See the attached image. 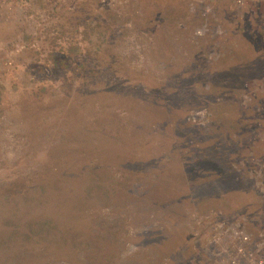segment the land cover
<instances>
[{
    "label": "rangeland",
    "instance_id": "1",
    "mask_svg": "<svg viewBox=\"0 0 264 264\" xmlns=\"http://www.w3.org/2000/svg\"><path fill=\"white\" fill-rule=\"evenodd\" d=\"M158 1L0 0V264H264V0Z\"/></svg>",
    "mask_w": 264,
    "mask_h": 264
},
{
    "label": "trees",
    "instance_id": "2",
    "mask_svg": "<svg viewBox=\"0 0 264 264\" xmlns=\"http://www.w3.org/2000/svg\"><path fill=\"white\" fill-rule=\"evenodd\" d=\"M155 2H156V4H157V6H156V10L157 11H162V9H158V6H159V4L161 3V2H159L158 0H155ZM165 13V12H164ZM184 13H186V14H188V15H190V13H189V10L188 9H186L185 11H184ZM155 14H157L156 12H154V15ZM202 15H204V14H201V17L203 18L204 16H202ZM153 18L156 20V18L153 16ZM190 19H192V16L190 15V18L189 19H187V20H190ZM163 20H164V18H162L161 19V21L157 24L158 25V29H160L161 31L163 30V27H164V29H165V34L167 35V24H168V19H166V21L163 23ZM186 20V21H187ZM193 27H194V22L193 21H190L189 22ZM207 24L209 25V21H207ZM174 26H172L171 27V29H170V33L171 34H173V33H179L181 30H179V29H176V27H174ZM195 28V27H194ZM195 30H197L196 28H195ZM168 37V39L169 40H167V42H169V44H168V47L166 48V50L168 51V54L170 55V57H172L173 56V52L172 51H169V49L172 47L171 45H173V44H175L176 43V41L175 40H173V39H171L169 36H167ZM230 39H233V38H230ZM184 40H186V39H184ZM181 42H184V41H181ZM182 44V46L179 48V50H180V53H181V58L182 59H189V60H193L194 58H195V56H200L199 54H200V52H198V51H195V50H193L189 45H185V44H189V43H181ZM209 47V46H208ZM207 47V48H208ZM255 48V46H252V50ZM176 50V48H174V51ZM191 51H195V52H193V53H191V54H189V52H191ZM259 55V56H258ZM256 57H258L259 58V60H260V57H261V54H258ZM248 60L252 63L251 65H253L254 64V59L251 57V58H248ZM199 68V67H198ZM231 70H235L234 68H231ZM244 70V69H243ZM247 70H244V72H246ZM187 77H189L190 76V74H187L186 75ZM192 76V75H191ZM191 83H194V80H192L191 81ZM174 85H175V83H174ZM192 86V85H191ZM175 87H176V85H175ZM235 88H236V86H235ZM175 91V90H174ZM174 91H173V93H174ZM205 198L204 197H201V198H198L197 197V200L195 199V198H193L192 200H193V202H194V204L195 205H197V206H199V207H203V205H202V203H203V200H204ZM211 203V202H210ZM209 202H207L204 206L205 207H210L209 206V204H210ZM173 207H176V206H173ZM207 209V208H206ZM172 210V209H171ZM163 211V210H162ZM167 220H170L171 218L170 217H165ZM169 230V229H168ZM155 233H158V232H155ZM164 233V231H162L161 233H159L160 235H162Z\"/></svg>",
    "mask_w": 264,
    "mask_h": 264
}]
</instances>
